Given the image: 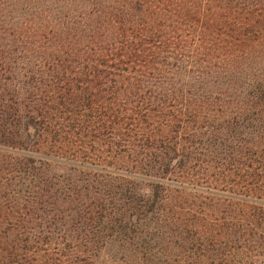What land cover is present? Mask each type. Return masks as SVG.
I'll use <instances>...</instances> for the list:
<instances>
[{
    "label": "trees",
    "instance_id": "trees-1",
    "mask_svg": "<svg viewBox=\"0 0 264 264\" xmlns=\"http://www.w3.org/2000/svg\"><path fill=\"white\" fill-rule=\"evenodd\" d=\"M79 1L92 6L79 13L101 18L93 26L84 21L85 33L77 36L87 41H74L72 34L65 43L69 50L57 49L73 58L48 61L52 72L33 92L35 107L0 95V143L16 147L24 143L22 134L29 135L32 144L48 142L56 157L101 169H113L112 158L119 159L121 152L161 158L170 150L174 155L160 160L159 168L185 179L169 184L157 178L142 190L119 173L50 174L24 155L2 154L0 264H97L92 251L105 238L124 250L123 264H232V247L264 249V120L252 116V133L225 130L242 109L264 112L258 90L246 92L243 107H235L231 120L223 119L213 133L206 120L211 93L196 94L193 105L191 91L145 79L164 72L173 78L166 59L176 58V52L185 56L187 66L196 65L192 56L203 46V22L156 21L165 14L157 5L144 10L127 0H111L115 3L100 9L94 5L100 0ZM1 2L13 7L32 1ZM48 15L29 18V29L44 30L54 17ZM52 21L51 26L63 28V20ZM23 110L31 112L34 131L29 134L20 121ZM188 117L201 119L198 129L186 124ZM45 214L63 226L79 222L83 234L63 235L57 227L59 237L52 239L43 234L52 232L49 227L26 225Z\"/></svg>",
    "mask_w": 264,
    "mask_h": 264
},
{
    "label": "rangeland",
    "instance_id": "rangeland-1",
    "mask_svg": "<svg viewBox=\"0 0 264 264\" xmlns=\"http://www.w3.org/2000/svg\"><path fill=\"white\" fill-rule=\"evenodd\" d=\"M1 1L0 95L21 101L20 105H24L23 107L30 108L31 105L35 107L37 101L33 97V92L36 88L44 85L45 76L52 72L50 68L52 64L48 61H51L53 56L59 57L62 63L64 62L63 57L73 58L71 53L63 56V53L58 52L57 49L62 46L69 50L68 47H65V43L67 42L66 38L71 39L68 36L72 34L74 41L78 39L83 42L87 41L86 38L77 36L85 33L84 21H87L89 26H93L97 24L101 16L95 12L79 13L80 8L84 10L92 7L79 0H35L34 2L31 0V4L22 2L20 5L15 2L13 7H9ZM94 2V5L100 9H106L107 6L115 3L111 0H100L98 4L96 1ZM127 2L134 8L144 10L152 9V6L155 5L165 8L162 10L165 14L159 13V18H156V21L163 23L171 22L175 25L185 23L194 26L196 22L201 21L205 24L203 46L201 45L196 50L197 53L192 56L196 60V65L187 66L185 56L176 52V58L166 59L171 62V65L169 68L166 66L165 69H168V72L172 70L173 78L168 79L167 75L169 74L164 72V77L155 76L145 79L157 81L158 84L175 91L184 88L191 91L193 105L196 94L207 96L211 93L213 97H211V106L208 110L210 114L206 118L212 124L211 127L209 126L211 129L220 125L223 119L227 117L230 119L236 110L235 107H243L241 102L248 99L246 92L258 90L260 98L264 100V0H127ZM212 10L215 13H212ZM43 14L48 18H50L48 14H52L54 16L51 17L52 20H63V28L58 29L59 25L51 26L53 23L51 20L48 27L39 31L42 35L29 29V18L34 21L35 16ZM104 15L106 17V14ZM151 15L154 16V12ZM121 20L123 21L122 18ZM72 26L76 28L72 29ZM121 26L125 27L123 24ZM86 37L89 38L87 34ZM92 39L96 40L97 38ZM216 53L221 54L223 58L212 56ZM83 55L88 56L89 53L85 51ZM208 99L210 96L206 100ZM195 101L197 102V100ZM242 110L243 113L238 121L235 124L232 123L230 127H225L228 134L238 135L241 131H251L250 133H252L254 127L252 126L254 124L252 116L264 120V112L258 111L260 108L254 112L252 108ZM9 111L12 109L9 108ZM22 113L20 121L23 122L24 128L27 127L28 134L32 133L34 129L30 126L31 112L23 110ZM192 118L188 117L186 124L193 130L198 129L201 119ZM203 129L200 127V130ZM221 129L223 132L222 127ZM213 133H215V129ZM22 135L25 137L23 138L25 144L10 147L0 143V155L18 157L24 155L32 160L33 165H42L50 174H82L85 171L119 173L131 180L132 185L142 190L158 182L157 178H163L159 182L165 181L169 184L174 180L185 179L173 171L163 172L159 168L160 160L162 162L169 161L174 155L168 149L161 158L155 156L136 157L139 155L130 151L121 152L119 159L112 158L115 163L113 169L109 168L110 166L101 169L93 165H79L75 161L56 157L50 150L51 146L48 142L45 145L32 144L28 141L32 136ZM64 207L65 205L61 209ZM37 213L41 212L35 210V214ZM128 217L133 219V216L128 215ZM48 219L51 217L49 214H45V219L35 217L26 222V225L38 227V229L49 227L52 232L44 230L43 234L52 239L59 237L57 227L63 229V235L80 236L83 234V227L79 225V222L72 220L67 223L65 221L63 226L56 224L57 222L52 223ZM97 245V248L92 251L97 264H123L121 258L124 250L120 249V245L117 247L113 243V239L105 238ZM228 259L232 264H264V249L254 251L244 247H232Z\"/></svg>",
    "mask_w": 264,
    "mask_h": 264
}]
</instances>
